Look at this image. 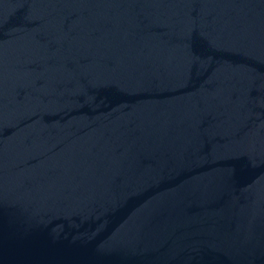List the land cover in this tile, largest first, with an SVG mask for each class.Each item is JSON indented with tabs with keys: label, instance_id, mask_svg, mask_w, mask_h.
Segmentation results:
<instances>
[{
	"label": "water",
	"instance_id": "95a60500",
	"mask_svg": "<svg viewBox=\"0 0 264 264\" xmlns=\"http://www.w3.org/2000/svg\"><path fill=\"white\" fill-rule=\"evenodd\" d=\"M0 264H264V0H0Z\"/></svg>",
	"mask_w": 264,
	"mask_h": 264
}]
</instances>
